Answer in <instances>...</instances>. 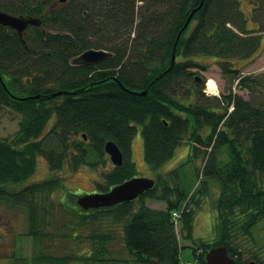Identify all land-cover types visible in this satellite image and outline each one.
Segmentation results:
<instances>
[{"label":"trees","instance_id":"obj_1","mask_svg":"<svg viewBox=\"0 0 264 264\" xmlns=\"http://www.w3.org/2000/svg\"><path fill=\"white\" fill-rule=\"evenodd\" d=\"M251 2L255 14L247 17L241 0H0L1 11L41 21L23 38L0 25V109L19 119L16 133L0 139V206L27 217L26 236L37 243L46 238L52 247L60 237L85 242L91 260L115 252L119 225L134 261L182 264L180 224L198 264L220 246L249 264L244 245L255 244L253 229L264 221V76L242 74L263 51L249 24L264 31L258 13L264 0ZM89 50L113 56L92 66L72 64ZM201 58L216 60L228 94H206V79L196 70L210 65ZM234 86L250 98L235 94ZM140 127L155 186L136 201L68 212L54 200L57 178L24 185L39 158L52 173L106 168L112 142L123 165L103 174L97 192L107 193L138 177L132 142ZM182 146L184 162L165 170ZM192 161L199 164L198 183L188 191L183 169ZM213 185L219 189L212 204L215 238L195 240L196 213ZM148 200L166 206L156 209ZM98 256L91 261L108 262Z\"/></svg>","mask_w":264,"mask_h":264},{"label":"rangeland","instance_id":"obj_2","mask_svg":"<svg viewBox=\"0 0 264 264\" xmlns=\"http://www.w3.org/2000/svg\"><path fill=\"white\" fill-rule=\"evenodd\" d=\"M257 1V0H255ZM263 11L258 12L262 14L261 22L264 21V3ZM254 4L251 0H241V9L248 16L255 14L253 9ZM257 14V13H256ZM258 15V14H257ZM249 28L259 31L257 35L262 37V53L254 59L252 64H249L242 70L243 75L251 76H264V31L262 27L249 24ZM254 28V29H253ZM201 62L210 65L207 71L196 70L197 77H204L206 79L205 89L210 96L214 95L208 90L207 83L209 80L215 81L218 86L215 94L220 96L225 93L228 94L230 87L227 81L222 76L221 70L218 65L214 64L216 60L214 58H201ZM248 61H240L238 66H243ZM233 92L242 96L248 100L250 98L248 91L240 90L238 86L233 87ZM218 94V95H219ZM231 111L233 108L230 109ZM19 119L11 110L0 109V139L12 137L18 130ZM185 146L178 148L175 152L174 158L169 161L164 169L168 170L179 166L185 160ZM133 160L137 167V176L142 178L153 179V172L147 167L144 159V145L142 139V129H138V132L132 142ZM109 163L106 168H100L98 170L91 169L89 167H81L77 171H73L68 167H64L62 170L52 173L49 169V165L46 160L39 158L37 162L36 172L24 183V185H33L36 183L44 182L50 178H57L60 183L57 191L54 194V200L57 202H64L68 207V212H73L72 208H76L78 211L84 213V211L77 205L78 197L84 195H90L97 193L98 184L103 185V174L109 172L112 167L110 156H108ZM199 164L196 161H192L184 166L183 176L186 180V189L192 191L197 183V168ZM218 186V184H217ZM216 185L211 187V196L208 201L202 205L199 211L196 213L195 227L193 236L195 240L213 241L215 238V232L213 230L214 211L212 204L216 201L219 195V189ZM150 206L162 210L165 208V203L147 201ZM27 217L19 209H10L0 206V264H142L133 260V257L128 253L122 245V235L120 233V226L116 227L114 233L115 242L112 246L114 253L109 255L99 254L96 255L100 258H104L108 261L106 263H94L91 261L92 248H86V244L72 241L70 239L57 238L53 242V247L50 243H46V238L37 241L30 236H26ZM105 220V219H103ZM179 239L184 246L182 250V261H194L193 246L189 241L182 239L180 235V224L177 226ZM88 228L84 232H88ZM254 243L244 245V249L248 252V255L244 256V261L254 262L253 259L256 256L261 260V264H264V221L258 223L253 229ZM48 246V247H47ZM73 247V250H67V248ZM36 249V252H35ZM92 250V251H91ZM117 253V254H116ZM52 257V258H50ZM53 259V260H52ZM88 259V260H87Z\"/></svg>","mask_w":264,"mask_h":264},{"label":"water","instance_id":"obj_3","mask_svg":"<svg viewBox=\"0 0 264 264\" xmlns=\"http://www.w3.org/2000/svg\"><path fill=\"white\" fill-rule=\"evenodd\" d=\"M190 19L188 20L189 24ZM0 25L14 29L20 38H23L25 31L30 26H41L37 18L25 15H11L0 10ZM113 55L103 50H89L72 61L76 66H92ZM176 57L173 56L174 65ZM106 153L110 156L111 162L120 167L123 165V155L119 148L112 142L107 143ZM155 181L149 178H133L122 185L116 186L107 193H95L78 197L77 205L84 211L113 208L120 204L130 203L152 190ZM207 264H238L237 260L228 254L227 246H220L211 249L206 255ZM255 264V263H251Z\"/></svg>","mask_w":264,"mask_h":264},{"label":"bare ground","instance_id":"obj_4","mask_svg":"<svg viewBox=\"0 0 264 264\" xmlns=\"http://www.w3.org/2000/svg\"><path fill=\"white\" fill-rule=\"evenodd\" d=\"M207 87H208V90H210L212 94H215V92L218 91V86L215 83V81L209 80L207 83Z\"/></svg>","mask_w":264,"mask_h":264},{"label":"built area","instance_id":"obj_5","mask_svg":"<svg viewBox=\"0 0 264 264\" xmlns=\"http://www.w3.org/2000/svg\"><path fill=\"white\" fill-rule=\"evenodd\" d=\"M174 216L177 217L178 216L177 213H175Z\"/></svg>","mask_w":264,"mask_h":264}]
</instances>
